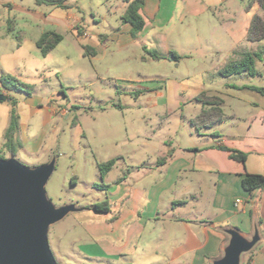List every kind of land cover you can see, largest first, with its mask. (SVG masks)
Wrapping results in <instances>:
<instances>
[{"label":"crops","instance_id":"crops-1","mask_svg":"<svg viewBox=\"0 0 264 264\" xmlns=\"http://www.w3.org/2000/svg\"><path fill=\"white\" fill-rule=\"evenodd\" d=\"M123 2L125 12L128 3ZM249 2L144 0L146 23L137 37L132 36L129 22L123 21L118 30L142 39L144 50L156 51L160 58L152 55L151 60L173 56L179 66L183 59L187 70L182 80L197 75L209 80L220 74V67L236 51L249 50L251 20L256 14L264 17V9L256 2L248 7ZM67 27L75 25L67 22ZM258 42L264 40L251 42L252 47ZM225 86L235 97L236 92L247 89L252 96H238L228 110L219 90L197 89L195 99L203 91L223 98L224 119L210 128L197 129L191 119L203 104L196 99L201 104L198 111L190 117L183 115L190 127L170 131L171 141L164 153L147 156L144 165L150 163L148 170L131 174L128 169L109 183L107 201L114 214L87 220L84 235L77 238L87 258L104 264H212L224 255L231 239L229 230L234 228L249 240L259 235L254 247L243 253L242 264H264V188L248 191L243 186L247 174L264 175V94L254 88L264 86L238 82ZM182 87V91L188 88ZM17 101V154L51 153L54 149L45 143V128L58 113L66 115L65 109L51 100L45 105L44 98L34 94ZM38 119L43 124L40 129ZM4 142L5 132L2 148ZM231 150L245 153V162L232 158ZM52 158L50 154L45 163ZM37 161L40 159L34 166L44 163Z\"/></svg>","mask_w":264,"mask_h":264},{"label":"rangeland","instance_id":"rangeland-1","mask_svg":"<svg viewBox=\"0 0 264 264\" xmlns=\"http://www.w3.org/2000/svg\"><path fill=\"white\" fill-rule=\"evenodd\" d=\"M66 4L62 8L38 5L35 0H0V92L10 97L0 101V156L9 157L1 146L13 108L11 99L27 96L2 87V75L11 74L34 85V95L43 97L45 105L51 100L65 109L66 115L58 113L45 128V143L54 149L51 153L16 156L28 166L38 159L37 163H45L50 154L56 157V168L46 184L48 198L56 207L79 208L49 227L57 264H104L87 258L77 240L84 235L87 220L114 214L98 213L91 206L107 200L109 183L128 169L131 174L148 170L147 156L164 153L172 129L190 127L183 115L190 117L201 106L195 99L197 89L219 90L229 110L238 96L252 93L242 90L235 97L225 83L264 86V42L253 47L248 42L247 48L257 53L255 75L215 74L209 80L197 75L182 80L187 70L183 59L179 66L173 56L151 60L142 39L120 34L123 0H66ZM67 22L75 27L69 29ZM46 30L64 38L43 55L36 42ZM172 76L176 80L171 81ZM182 84L188 86L184 91ZM36 122L42 128V120ZM113 158L115 165L102 177L99 164Z\"/></svg>","mask_w":264,"mask_h":264},{"label":"water","instance_id":"water-1","mask_svg":"<svg viewBox=\"0 0 264 264\" xmlns=\"http://www.w3.org/2000/svg\"><path fill=\"white\" fill-rule=\"evenodd\" d=\"M10 97L0 92V101ZM56 168V157L28 166L16 156H0V264H57L51 250L49 227L69 212L74 204L56 207L48 198L46 184ZM231 239L224 255L212 264H242V255L259 240L245 238L230 229Z\"/></svg>","mask_w":264,"mask_h":264},{"label":"trees","instance_id":"trees-1","mask_svg":"<svg viewBox=\"0 0 264 264\" xmlns=\"http://www.w3.org/2000/svg\"><path fill=\"white\" fill-rule=\"evenodd\" d=\"M38 5L47 4L57 7L67 8L66 0H35ZM128 5L122 15L124 21L132 24V36L137 37L138 33L144 28L146 19L142 14L144 0H125ZM254 2L258 3L264 9V0H250L248 7ZM248 40L251 42L264 40V17L256 14L253 16L247 34ZM63 35L55 30L44 31L36 44L40 48L43 55L51 52L62 40ZM155 58H160L156 51H150ZM257 53L250 50L236 51V55L230 58L222 67H220V74L222 76H231L247 72L250 75L257 73L255 68V58ZM2 87L7 90H16L25 92L28 96L34 94V85L28 84L18 77L11 74H3L1 77ZM256 90L264 94V87H254ZM196 99L203 104L201 112L191 119V122L197 129L210 128L217 122L224 119V110L222 108L223 98L219 95H211L206 91L199 93ZM13 108L10 114V122L5 131L4 148L10 152L11 155L16 156L20 142L17 139V133L20 128V115L17 110L18 101L16 98L11 99ZM230 150L227 147H223ZM5 157V156H1ZM231 157L245 162L246 154L231 150ZM116 163V159H110L104 163L99 164L101 176L103 177ZM107 187V185H104ZM243 186L248 191H253L258 188H264V175L261 174H247L243 179ZM96 212H108L109 202L107 200L102 203H96L91 206ZM244 264V263H243ZM249 264V263H248Z\"/></svg>","mask_w":264,"mask_h":264}]
</instances>
